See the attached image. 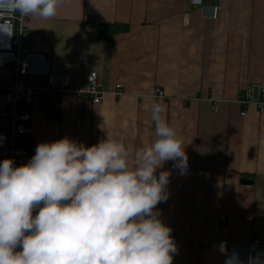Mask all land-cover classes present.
Masks as SVG:
<instances>
[{
  "label": "crops",
  "instance_id": "1",
  "mask_svg": "<svg viewBox=\"0 0 264 264\" xmlns=\"http://www.w3.org/2000/svg\"><path fill=\"white\" fill-rule=\"evenodd\" d=\"M204 4L61 0L52 18L25 17L32 69L49 68L70 80V92L58 100V120L32 110L26 139L31 157L38 144L65 137L90 147L108 136L134 153L155 140L153 105L175 130L188 168L180 175L168 161L157 170L171 174L168 199L156 206L178 242L173 264H225L227 257L207 253L211 243L264 247V113L247 106L242 117L238 104L241 97L252 98L254 87L264 91V0ZM103 23L127 31L103 41ZM13 30L18 32L17 23ZM7 47L8 35L0 33V51ZM92 72L107 85L100 105L77 102L74 94L86 88ZM8 75V67L0 68V76ZM156 89L166 98L155 99ZM233 253L244 262L242 250Z\"/></svg>",
  "mask_w": 264,
  "mask_h": 264
},
{
  "label": "clouds",
  "instance_id": "2",
  "mask_svg": "<svg viewBox=\"0 0 264 264\" xmlns=\"http://www.w3.org/2000/svg\"><path fill=\"white\" fill-rule=\"evenodd\" d=\"M61 0H0L7 18L56 15ZM153 105L155 140L134 153L107 136L90 147L67 137L40 143L26 164L0 161V264H173L178 249L156 206L168 199V161L188 157ZM223 251V244H221ZM225 264H243L233 253ZM247 264H264L250 256Z\"/></svg>",
  "mask_w": 264,
  "mask_h": 264
},
{
  "label": "built area",
  "instance_id": "3",
  "mask_svg": "<svg viewBox=\"0 0 264 264\" xmlns=\"http://www.w3.org/2000/svg\"><path fill=\"white\" fill-rule=\"evenodd\" d=\"M205 0H193L194 5L204 7ZM220 7H212V19L219 17ZM12 25V35L8 36V47L0 51V68L8 67L9 75L0 76V161L11 159L14 166L26 164L31 158L30 151L26 148V139L31 136L32 110L40 108L45 110L51 101L70 92L69 77L51 72L49 68L43 71L32 69L30 40L31 33L27 28V20L20 17L19 13L7 18ZM18 24V32L13 27ZM123 86H116L115 96L123 95ZM77 102L88 99L94 105H100L107 94V85L99 79L96 72L90 73L86 88L74 91ZM155 99H165L166 94L161 89H156ZM216 104V103H215ZM238 104L243 111L241 116H246L245 108L254 106L260 113H264V91L260 92L259 100L253 101L250 96L241 97ZM217 111V107H215ZM176 246L178 242L174 240ZM244 252V262L247 264L250 256L264 257V247L258 242L244 247H228L211 243L207 246L209 255L230 256L232 250Z\"/></svg>",
  "mask_w": 264,
  "mask_h": 264
},
{
  "label": "trees",
  "instance_id": "4",
  "mask_svg": "<svg viewBox=\"0 0 264 264\" xmlns=\"http://www.w3.org/2000/svg\"><path fill=\"white\" fill-rule=\"evenodd\" d=\"M127 31V27L123 25L118 24H107L103 23L101 25V28L98 32L99 39L103 41H110L112 40L116 35L120 33H124ZM60 99V97H57L55 100ZM60 102L57 104L54 103V101H51L49 103V106L45 109L46 113L48 114L47 118L58 120L60 117Z\"/></svg>",
  "mask_w": 264,
  "mask_h": 264
},
{
  "label": "water",
  "instance_id": "5",
  "mask_svg": "<svg viewBox=\"0 0 264 264\" xmlns=\"http://www.w3.org/2000/svg\"><path fill=\"white\" fill-rule=\"evenodd\" d=\"M260 92H261L260 87L256 86V87L253 88V90H252V100L253 101H258L259 100ZM241 183L244 184V185H252L253 184L252 181L247 180V179H243L241 181Z\"/></svg>",
  "mask_w": 264,
  "mask_h": 264
}]
</instances>
